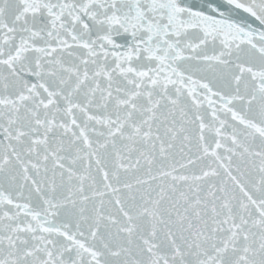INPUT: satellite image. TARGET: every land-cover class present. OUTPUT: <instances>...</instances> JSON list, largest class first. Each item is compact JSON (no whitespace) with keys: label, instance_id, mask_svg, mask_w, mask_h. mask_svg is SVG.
I'll return each mask as SVG.
<instances>
[{"label":"snow or ice","instance_id":"obj_1","mask_svg":"<svg viewBox=\"0 0 264 264\" xmlns=\"http://www.w3.org/2000/svg\"><path fill=\"white\" fill-rule=\"evenodd\" d=\"M0 264H264V0H0Z\"/></svg>","mask_w":264,"mask_h":264}]
</instances>
